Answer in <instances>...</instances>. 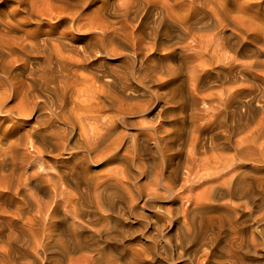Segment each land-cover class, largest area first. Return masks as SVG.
I'll list each match as a JSON object with an SVG mask.
<instances>
[{
    "label": "bare ground",
    "instance_id": "bare-ground-1",
    "mask_svg": "<svg viewBox=\"0 0 264 264\" xmlns=\"http://www.w3.org/2000/svg\"><path fill=\"white\" fill-rule=\"evenodd\" d=\"M86 1L89 3L91 2V0H85L84 2ZM216 1L219 2L218 5L221 7H216V5L214 7L213 5L211 6L210 4L211 2H214V0H205L201 6L204 8L210 5V11L207 9L208 11L205 12L204 15L203 13H200L201 15L198 19L195 18L192 21H185V18L181 20L182 18H180L177 13L175 15L178 16L179 19L176 21H178V23L180 21V24L175 27L178 28L179 32H181L180 34L184 36H181V39H183L185 42V45L182 44V46L184 45L183 47L185 48L183 55L185 56V63H183L185 65L188 64L187 77H185V80L181 77V66L179 67V65H176L177 67H171L169 66V63L168 65L165 64L166 61L165 63H162L165 59H171L170 55L172 54H170L168 51L172 48L170 46L165 47V42L163 41L164 38L169 39L167 31L170 34L169 28L172 26L167 25L170 27L168 28L169 30L166 29L167 27L164 24L165 19L169 22H173L172 24L176 23L174 22L175 18H172L169 15L171 12L167 14V11H165L166 14L164 15L163 11H157L156 13L154 12L155 14L152 18L148 14H145V17L142 16V9L137 6L135 7V4L134 9L132 7H128L129 5L127 4L119 8L113 6L115 17L120 18L126 27L127 25L131 24L133 30L130 31V27L128 26V31L133 32L132 34H134V38L136 37V40H133V42V38L128 35L130 37V41L134 44H132V46L129 45L131 43H125L131 46L132 53L128 55L127 58H125L126 60L123 59L126 65H119V63L110 62L109 64V62L107 63L105 61L106 57L118 58L121 54L124 55L122 51V53L118 51L120 54L117 52L118 49H116V46L120 45L121 42L117 44V41L114 39L115 36L112 35L114 33H110V28L103 20L104 14L109 10V6H105V8L102 10L100 17H103V19L93 18L95 19L93 20L91 18L92 20L90 19L88 24H86L84 20L83 22L85 24L80 20V22H75V18H73L72 15L75 16L76 13H71V17H68L69 19H65L67 15L63 14V11H54L53 9V12H55L53 14L55 16L56 22L53 23L52 26L57 27L61 23L67 22L68 27L65 29V31H60V33H62L61 35L63 36V40L60 39L61 41L59 40V43H51V39L49 41V45L48 42H43V44L36 48L35 51L30 50V52H34L33 55L35 54L37 57H41V61H38V64H41L40 66L42 68V73L40 72V80H43V85L45 84L47 89L52 88V91H54V94L56 95H58L59 87L62 92V96L65 97L67 89H69V86L71 85V81L75 79L76 76H78L80 70L90 68L93 69V71H89V77L87 78V75L85 80L80 79L78 82H82L83 80L90 84V86L94 88V93L90 104L85 107L79 106L81 111H87L89 114L91 113V115L88 114L89 116L85 117L84 113H80V115H78V117L76 116L75 118L70 112V115H67L65 111L54 114L56 122L60 123L62 126L58 125V127L56 126V129L54 128L55 130L51 129L50 131L46 132V134L44 133L42 136V141L44 142L43 148L47 149L52 145L56 150H67L70 153L76 148L70 147V138L73 137V135L77 136L79 133H84L86 136L88 134L91 135H88L90 137L88 139L85 136L87 145H90V142H92L94 145L90 146V149L91 147H95V152L98 150L100 152L101 149H97V147H99L101 144H105V142L109 139L110 142L112 139V143L114 144L112 145L114 148L112 145L108 147L106 145L108 142H106V148H104L106 150L108 147L110 151L114 152V150L111 148L115 149V143L117 142L116 144H119L120 148L124 138L127 136L125 131V133L120 131L119 133L117 131V129L120 128L119 126L122 125L128 127V117L141 116L138 123L137 121H135L136 123L133 121L135 124L132 123V126L134 125V128L137 131L135 133H130L132 136L129 137V142H132L134 145V147L131 145L134 148L133 157H131L136 159H140L141 157L142 159L145 155H151L152 157L154 156V161L156 160L155 162L159 160L160 168L158 170L155 169L156 171H153L152 169L149 170L147 169L148 166L146 167V163L144 161H142L144 163H141L140 160L137 161L138 165H134L139 175H144V179L147 180L153 176L154 182L151 179V182H153L152 187L149 180L151 186L147 187L148 190L146 191L142 190L141 185H137L133 191H136L138 196L140 195L142 200H144L146 203L149 201L154 202L156 199L160 200V197L158 196L161 194V192L159 195L158 193L161 190L163 191L161 200L168 201L170 205H168L167 209L163 208L164 206L162 207V204L160 206L157 205L158 207H155L156 209L154 208L156 213L151 215V218L143 216L144 222H133L139 218L137 212L134 210L132 211V205H134L136 201L138 202V200L134 195L136 193L131 194V191L127 190L131 188H128L127 186L131 185H124L127 181L124 184L122 183L125 180V173L127 170H129L124 167L126 164L128 165V163L125 162L126 164L123 167L126 169V171L123 173V170H125L124 168L122 170L123 172L121 171L122 174H124V176L121 174L124 180L120 178L122 182H120L119 179L118 183L120 182L123 184H120L121 186L127 187L126 191L129 195L128 197H125L122 189L116 185L108 187L107 185H104L107 187L106 192H109L108 195L103 198V200L101 199L102 202L106 204V209L104 208L105 204L100 202V199L98 201L100 204H104L101 206L104 208L102 209L106 211V216L102 214L103 216L101 215L102 217L100 216L101 218H98L97 214L92 211L90 212V210L88 212L87 210L86 212L85 210L84 212H81V207L85 205L81 204V207H76L75 214L72 215L73 210L70 211L72 215L70 218L72 220H67L64 216L61 217V225L59 228L55 222L54 224L57 227L54 224H49V221L46 222V219L40 220L43 221V225L40 227L34 226L40 221H37L36 224L31 225L33 223V219L35 218L29 221V223L31 222L30 225H20L21 228L18 230L13 227H9V225L6 226L8 227V231L5 228L0 227V264H164L165 260L168 259L167 253H169L166 252V244H168L170 247H173V244H170L169 240L167 239L163 240V244H160V239L165 238V236L163 237L165 234V227L169 228L171 232L174 231V233L177 235L176 238H178V241L175 243L176 249L177 245L180 248L183 246L190 248L187 254L189 259L191 258L192 260L193 257L202 255L204 259H202L203 261L198 264H264V239L262 238L263 240L261 243L258 242L260 241L257 239L259 237L256 238L255 233H253L251 230L249 231V226L247 227L246 223L248 222V219L247 222L243 221L245 220L243 218L246 217V214H244L245 212L241 214L242 211H248V214L251 213V217H254L255 219V216L252 213L255 212L256 209H259L260 211L264 206V185L259 180L257 181L258 176L254 177L252 171L253 168H256L260 164L264 163V139L261 141V139L264 137V90H262L261 94L259 95L260 100H257L255 95L252 96V93L250 92L251 85H249L252 83L264 84V77H256L258 74L257 72L261 71L259 69L264 68V60H253L251 58L252 56H250L251 54L247 55L249 51V48L247 47L243 46V51L239 49L241 40H243V42L251 41L252 43H257L259 46L264 45V27H254L248 22L246 23L241 17L232 16V14H235L228 9L223 8V3L221 0ZM31 2L33 4V1ZM83 6L86 7V3ZM171 7L172 6H170V8ZM56 11H59L60 14H56ZM187 12H185V15ZM230 13H232L231 16ZM229 16L231 18H229ZM51 19L52 18L49 17V21ZM204 30L208 33L204 35L199 34ZM113 31L114 30H112V32ZM179 35L177 34L178 39L180 37ZM174 42L172 41V43ZM182 42H180L179 45H181ZM33 44V47H35L36 44L34 42ZM176 46H178V44ZM176 46L174 43V49ZM29 47H31V45ZM68 47H70V51L73 50L71 47H77V53L75 56L70 54L66 55V52L69 51V49H67ZM145 48H149V50H152V52L157 51L158 48H163L161 53H163L164 50L166 51L165 48H168L167 51L169 53L167 54L166 52L165 55H163V58H165L164 60L162 59L163 61H160V59L155 60L149 56L148 50L147 52H145V50L143 51ZM230 48L234 50L233 53H241V56H246L247 58L244 57L238 59L236 58L237 55L235 57L228 55L226 50ZM8 50L9 49H7V51ZM260 50L264 54V47ZM27 52L29 51L27 50ZM27 52H24V54L26 53L25 55H28L30 53L29 52L27 54ZM179 52L183 54L182 51ZM97 57L101 58L100 61ZM177 58L179 57L177 56ZM177 63L178 61L176 64ZM34 71L37 72L36 70ZM31 73L34 74L32 71ZM160 73L165 76L166 80H164V76L160 75ZM158 74L163 77L164 82H160L162 77L160 78L161 80L158 79L160 82L158 85L159 88L157 89L155 86L157 90L155 93L152 92L154 94L153 96L148 95L150 97L147 104L144 103L145 106L140 104L138 106H132L133 104H127V101H124L128 100L126 98L127 96H124V94H126L125 92L130 90L133 91L135 86H141L142 88H145L147 87L146 83L150 84L151 81L155 83L158 82L156 81L157 76L159 77ZM154 75L156 76V79L152 78ZM212 81L219 83L221 82L219 84L220 86L221 84L223 85V83H229L230 86L224 90H220V93H217L215 90L216 93H214L215 91H212L213 93L209 92L210 94L205 93L207 95H202V92L204 93V91L209 90H207L209 87L208 84ZM153 85L151 86L153 87ZM247 90L248 92H246ZM258 90L260 91L259 88ZM186 98L189 100H184ZM131 99L132 98H130V100ZM253 103H256L259 109H254ZM169 104H171V106L177 110H167V107L169 108ZM79 108L78 110H80ZM72 109L75 110V107ZM107 111H111L113 113L111 119L108 120L105 119L107 117L106 115L105 118L103 117V112ZM73 113H76V111ZM253 124L255 126L251 127ZM207 127H211L215 130L221 128L223 132L224 130L227 132V134L225 133L222 137L229 135L227 138H224L227 139L229 143L234 142L235 144L232 148L233 153L231 155L229 153L226 156L221 154V156L218 155L219 157L214 160V158L217 157V154L213 155L211 152V154L214 156V158L212 157V161L209 155H207L208 157L203 156L208 154L207 151H209L210 154L209 149L213 150L216 146V148H220L219 145L214 143L216 140L214 137L216 135H212L213 133L210 135V133L207 132L208 130L205 132ZM234 134L241 135V137L238 136L240 138L237 141H233L234 139L230 141V138L234 137ZM187 135H190V137L184 138V136ZM94 137H96V139ZM238 137L236 136V138ZM186 138H188L189 147L187 146L188 148L183 154V147L182 149H179V146L183 144V141L184 143L186 142ZM218 140L219 137L216 141ZM52 141H54V143ZM81 142L83 141L80 140L78 143L80 144ZM86 142H83L80 144V146ZM78 143L75 142L73 144L76 145ZM174 144H176L175 147H173ZM87 145L84 146V148H88L89 146L87 147ZM127 146H125L126 151L127 148L131 147ZM222 146H225V144L223 145L222 143ZM117 148L118 146L116 149ZM221 148L219 149L220 151ZM229 149H231V147ZM174 150H176L177 154V157L175 156V162L173 161L174 156L170 155V152H174ZM222 150L224 151V148H222ZM123 151H125V148ZM216 151L218 150L216 149ZM73 152H75V150H73ZM106 152L109 151L106 150ZM113 152H109L110 154L102 153L105 155H111ZM102 153L99 154L102 155ZM117 154L119 153L117 152ZM126 154L129 153L127 152ZM109 155L106 156L109 157ZM132 158L129 162H133ZM124 159L128 160V157H124ZM148 164L149 163H147V165ZM211 166L216 167L220 171L212 167L215 171H217L214 173V176L210 179V181H208L210 183L207 184V177L209 179V171H211L209 168ZM154 168L155 167H153V169ZM257 169H259V167ZM261 169L263 168L261 167ZM129 172L132 171L129 170ZM259 172L260 171H257L256 173ZM126 174H128L126 177L130 176V173L128 172ZM205 175H207V177ZM133 178H137V180H139L136 176ZM201 179L206 180L204 185L207 184L208 186H206L207 188L203 186L204 189L203 187H200L199 190L201 191V189H203L206 192L209 191L208 196L201 195L200 191L195 192V188L193 189V184L197 182L199 185L198 181L200 182ZM98 186L100 187V184H98ZM124 188L125 187H123V189ZM102 190L100 191L104 192ZM142 191L145 192L143 193ZM76 195L79 196L78 194ZM113 196L115 198L118 197L117 200H119L120 204H117L116 201H114L115 199H112ZM73 197L75 196H72V199ZM214 197H218L217 200L219 201L222 200V198H226V201L223 199L225 203H222L223 201H221V205H215L214 203V206L212 207L210 203H213V201L216 202ZM93 198H95V202L98 204L92 200L87 199L86 201H92L96 205H99L97 198ZM67 199H69V197H67ZM75 200L69 199L68 201L70 204L68 201L66 203H68L69 206L72 203L75 205V202H72ZM227 201L230 202L226 203ZM78 203L79 202L76 204ZM122 204L124 205L125 209H123V207L121 208ZM96 207L98 208V206ZM262 211L264 210L262 209ZM100 212H102V210ZM66 213L65 215H67ZM262 213L264 212H261L260 220L264 218V215L262 217ZM256 216H258V214ZM84 218L92 220V223H90L93 226L90 224L92 227H88L89 225L88 223H85L86 221L84 223L87 224V226H83L82 221ZM237 220L240 221L238 222ZM255 221L257 222V220ZM23 223L29 224L27 222ZM239 223L243 224L244 226L239 225ZM258 225L254 224L256 227ZM262 236L260 235V237ZM173 251H171V254ZM172 255L169 254V256ZM170 259L172 260V258Z\"/></svg>",
    "mask_w": 264,
    "mask_h": 264
},
{
    "label": "rangeland",
    "instance_id": "rangeland-1",
    "mask_svg": "<svg viewBox=\"0 0 264 264\" xmlns=\"http://www.w3.org/2000/svg\"><path fill=\"white\" fill-rule=\"evenodd\" d=\"M31 1H33V4ZM84 1L85 0H0V227L5 228L7 231H8V229H7L8 227H6V226L9 225V227H13V228L18 230L23 225H30L31 222L29 223V221L32 220L33 218H35V219H33V221H32L33 223L31 225L36 224L37 221L46 219L45 221L46 222L49 221V224L51 223L53 225L55 222V224L59 228L61 225V223H60L61 217L64 216V217H66L67 220L68 219L72 220L70 217H72V215L76 213V211H75L76 207L79 208L83 204H85L86 206L83 205L81 207V212H84V210H85V212H86V210L88 212L90 210V212L92 211V212L96 213L98 218H101L103 215L106 216V214H105L106 211L103 210L104 208L106 209V204L104 202H102V200L109 193V192H106V188L108 186H113V185L115 186L116 185L117 187L122 189L125 197H128V195H129L126 191L127 187L128 188L131 187V188L127 189V190L131 191L130 192L131 194L136 193V191H133V190H135L137 185H141L142 190L146 191V190H148L147 187H150L151 185L153 187L152 183L154 182V180H153L154 177L152 176V178L150 177L147 180V179H144L145 178L144 175L143 176L139 175V173L135 167V165H138L137 161L140 160L141 163L145 162L146 163L145 165H146V167L148 166L147 169H149V170L152 169L154 171L155 169L158 170L160 168L159 167L160 162H159V160H157L158 163L155 162L156 160L154 161V156L152 157L151 155H145L144 157L142 156L143 157L142 159H141V157H140V159L132 158L134 145L132 142H129L130 141L129 137L132 136L130 133H135L137 131V130H135L134 125L132 126L133 121L134 122L137 121V123H138L140 121L141 116L128 117V123H129V124H127L128 127L121 125V126H119L121 128V130H120V128L117 129L118 132L119 131L122 133L126 132L125 134L127 136L123 140V143H122L123 147L120 146V148H119V144L117 145L116 144L117 142H116L115 143V145H116L115 149H113L114 144L112 143V139L110 141L111 143L109 142L110 139L106 141L110 144H108V143L106 144V142H105V144L108 147L113 144L112 145L113 148H111V147L110 148L112 150H114V152L110 151V149H108V147L106 149L110 153L113 152L111 155H109L110 154L109 152H106L105 144L99 145L100 148L97 147V149H101L100 152H99V150L95 152V150H96L95 147H94L95 149L93 147H91V149H90V146H94V145L92 142H90L91 144L88 143L90 145H87L86 138L87 139L90 138L89 136H91V135L88 134L89 136L88 135L86 136V134H84V133H82V134L79 133V134H81L80 136H78L79 134H77V136L73 135V137L70 138V147L71 148H75V147L76 148H79V147L82 148V149L81 148L73 149V150H75V152H73V150H72L71 151L72 153L70 152L71 154L67 150H64V151L63 150H61V151L56 150V149H54V147L52 145L50 148H47V149L43 148L44 142L42 141V136L44 135V133L46 134V132L50 131L51 129H54V128L56 129V126L58 127V125L62 126L60 123L56 122L54 114L57 112H61V111L64 112L65 111V113L67 115H70V113H71V115L75 118H76V116L78 117V115H80V113H84L85 117L91 115V113L89 114V112H87V111H81L79 106L85 107L88 104H90L92 101L91 99H92L93 93H94L93 92L94 88L92 86H90V84H88L87 82H85L83 80H82V82L81 81L78 82L80 79L85 80L87 75H88L87 78L89 77V74H90L89 71H93V69H90V68H85L87 70H85V69L80 70L78 76H76L75 79H73L71 81V85L69 86V89H67V93H66L65 97L62 96V94H61L62 92H61L59 87H58V90H59L58 95H56V94H54V91H52V88L47 89L45 84L43 85V80L42 79L40 80L42 68L40 66L41 64L40 65L38 64V61L39 60L41 61V57H39V56L37 57L35 54L33 55L34 52H30V50L35 51V49L38 48L39 46H41L43 44V42H48V45H49L50 44L49 41L51 39H52L51 43H56V42L59 43L61 40H63L62 39L63 36L61 35L62 33H60V31L62 30V32H63L68 27L67 22L61 23L57 27L52 26V24L56 22L55 16L53 14L55 12H53V9H54V11L55 10H59L60 12L63 11L62 13L67 15L65 19H69L71 17V13L72 14L76 13V15H75L76 17L72 15V17L75 18L74 19L75 22H78L80 20V21H82V23H84L83 22V20H84L86 22V24H88V21H90L91 18L92 19L93 18H95V19L101 18L100 15L102 13L103 8H105V6H109L108 7L109 10L106 11V13L104 14V19H103V17L101 19H103L104 22L106 23V25L110 28L109 29V31L111 30L110 33L111 34L114 33L112 35L115 36L114 39L117 41V44H119L121 42L120 45L116 46L117 47L116 49H118L117 52L118 51L120 53L123 52L124 55H126V54L127 55L124 56L121 54L123 57L120 55V57H118V58L117 57L116 58L115 57H106L105 61L107 63L109 62V64H110V62L111 63H113V62L119 63V65H122V64L126 65L124 60H126L125 58H127V56L132 53V48L129 45L134 44L130 41L129 38L130 37L133 38L132 39V41H133V40H136V37L134 38V34H132L133 32H130L133 30V27L131 24L127 25V27L128 26L130 27V31H128L129 27L127 28L125 26V24L122 23V20L120 18L115 17L113 6L116 8H119V7H122L125 4H127V5H129L128 7H132L133 9L137 6V7L142 9V12H143L142 16L145 17L146 16L145 14H148L152 18L157 11L158 12L163 11L164 15L166 14L165 11H167V14H169V12H171L169 15L172 18L173 17L175 18L174 22H176V23L172 24L173 22H169L168 20L165 19L164 24L167 27L166 29H168L170 27L167 25H172L173 27L171 26L172 28L170 27L169 28L170 30L168 29L170 34L167 31V34L169 35V37H168L169 39H167V38L163 39V41L166 44L162 41L164 43L165 47L170 46L172 48V49L168 50L170 52V54L172 53L170 55L171 59L166 60L165 58H163V55H165L166 52H167V54L169 53L167 51L168 48H165L166 51L164 50V52H163L164 54L161 53L163 51V48H160V49L158 48L157 51H153V52H152V50H149V48H145V49H143V51L145 50V52H147V50H148L149 56H151V58H154L155 60L160 59V61H163L165 59L162 63H165V61H166L165 64L168 65V63H169V66H171V67H173V66L177 67L178 65H179V67L181 66V77H182V79L184 78V80H185L186 79L185 77H187L186 75H187V71H188V69H187L188 64L187 65L184 64L185 63V61H184L185 56H183L184 51H185V48L183 46L185 45V42L183 39H181L184 36H182L180 34L181 32H179V29L176 28L180 24V21L178 23V21H176V20L178 19V16H180V18H182L181 20H183L185 18V21H188V20L192 21L195 18L198 19L201 15L200 13H203V15H204L205 12H207L208 10L210 11L209 7H211L212 5H213V7L215 5H216V7L220 6V5H218L219 2H217L216 0H214V2H211V4H210L211 6L208 5L204 8L201 6V4L205 0L204 1L200 0V2H199V0H197V1L196 0H190V1L189 0H179V1L178 0H122V1L121 0H117V1L116 0H91L90 3L88 1H86V2H84ZM221 1L223 3V8L228 9L229 11H231L232 13L235 14V15H233L232 13H230V16H231V14H232V16H239L246 23L248 22L249 24H251L254 27L255 26L264 27V0H250V1L245 0V2H244V0H221ZM174 2H176V3H174ZM177 2H178V4H177ZM85 3H86V7L83 6ZM122 3H123V5H122ZM129 3H131V4H129ZM240 3H241V5H240ZM134 4H135V7H134ZM170 6H172V7L170 8ZM132 8H130V9H132ZM132 10H130V11H132ZM59 11H56V14H58ZM187 11H189V12H187ZM255 11H257V12H255ZM185 12H187L188 14L186 13V15H185ZM68 13H70V14H68ZM78 13H79V15H78ZM176 13L178 16H175ZM92 14H93V16H92ZM230 16H229V18H231ZM49 17L52 18L50 21H49ZM80 17H82V18H80ZM95 19H93V20H95ZM149 20H150V18H149ZM133 24H134V22H133ZM121 29H123V30H121ZM112 30H114V31L112 32ZM129 32L131 35L129 34ZM56 33H58V34H56ZM207 33L208 32H206L204 30V31H201L199 34L204 35ZM177 34L178 35L180 34L179 39L177 38ZM39 39L41 41L42 40L43 41L41 42ZM46 39H47V41H46ZM53 39H55V40H53ZM172 41L173 42L175 41L174 42L175 46L178 44V46H180V47L176 46L174 49V47H173L174 43H172ZM19 42H20V44H19ZM33 42L36 44L35 47H33L34 46ZM125 42H127V44H129V43H131V44L127 45ZM176 42H178V43H176ZM180 42H182L181 45H179ZM15 43H17V44H15ZM167 43H168V45H167ZM171 44H173V45H171ZM182 44H184V45L182 46ZM240 44L241 45L239 46V49H241V50H242L243 46L249 48L247 55L251 54L250 56H252L251 58L253 60L254 59L259 60V61L264 60V54L260 50L264 47V45L259 46L257 43L255 44V43H252L251 41H248V42L244 41L243 42V40L240 41ZM21 45H23V46H21ZM25 45H27V46H25ZM30 45H31L32 49H31V47H29ZM19 47H20V49H19ZM257 47H258V49H257ZM71 48L73 49L72 51H70V47L67 48V49H69V51L66 52L67 53L66 55L70 54V55L75 56V54L77 53V47H71ZM176 48H177V50H176ZM182 48H183V50H182ZM7 49H9V50L7 51ZM27 50L30 53L27 52ZM179 51H182L183 54L180 53ZM226 51H227V54L230 56L235 57L237 55L236 58H238V59L239 58L241 59L244 57L247 58L246 56H241V53H238V54L233 53L234 50L232 48L227 49ZM24 52H27V54L28 53L29 54L25 55L26 53L24 54ZM145 52H143V53H145ZM259 52H260V54H259ZM177 56L179 58H177ZM97 58L100 61L101 58L100 57H97ZM121 58H122V60H121ZM173 59H174V61H173ZM177 61H178V63L176 64ZM172 63H174L175 65ZM35 65L37 68L35 67ZM34 70H36L37 72H35ZM259 70H261V71H258L257 72L258 74L256 73L257 74L256 77H264V68H260ZM31 71L35 75L32 74ZM182 72L183 73L185 72V73L183 74ZM259 72H260V74H259ZM160 75H162V74L160 73ZM160 75H159V77L157 76V79H156L155 75L152 77L153 79H156V81H158L156 83L151 81L150 84L146 83L147 87H145V88H142L141 86H135L133 91L130 90V91L125 92L127 95L124 94V96H127L126 98L128 100H124V101H127L126 102L127 104H131V105L133 104L132 106H136V105L138 106L139 104L145 106L144 103L147 104L149 97H150L148 95L153 96L154 94L152 92L155 93V91L159 88L158 87L159 83L162 81L164 82V80H166L164 75H162V76H164V80H163V77ZM32 76H34V77H32ZM161 77H162V80L160 79ZM158 79H160L161 81L159 82ZM36 82H37V84H36ZM215 83H218V84H215ZM220 83L219 82H213V81L210 82L209 83L210 85L208 84L209 87L207 88V90L208 89L209 90L204 91V93L202 92L201 94L205 96L207 94H210L212 91L214 92L215 90L217 91V93H220V90H224L230 86L229 83H225V84L223 83V85L221 84V86H222L221 87L219 85ZM72 84H73V86H72ZM81 84H83V85H81ZM85 85L88 87H86ZM151 85H153V87ZM249 85H251L250 86V88H251L250 92L252 93V96L255 95V98H257V100H260L259 95L261 94L262 90H264V84L263 83L262 84H257V83L253 84L252 83ZM155 86L157 87V89L155 88ZM258 88L260 89V91L258 90ZM216 91L214 93H216ZM48 92H50V93H48ZM246 92H248V90ZM205 93H207V94H205ZM129 94H131V95H129ZM130 98H132V99L130 100ZM184 100H189V99L186 98ZM93 101H95V100H93ZM134 103H135V105H134ZM74 105H76V106H74ZM143 106H140V107H143ZM73 107H75V110L72 109ZM253 107H254V109L255 108L259 109V107H257L256 103H253ZM78 108L80 110H78ZM167 110L172 111V110H177V109H175L173 106H171V104H169V108L167 107ZM75 111H76V113H73ZM22 112H24V113H22ZM105 115L107 116L106 118H105ZM111 116H113V113L111 111L103 112V117L105 119H107V120L111 119ZM135 123H133V124H135ZM54 125H55V127H54ZM87 126L90 127L89 125H87ZM254 126L255 125L253 124L251 127H254ZM210 128L207 127L205 129V132L208 130L207 132H209L210 135L212 133H213L212 135H214V136L216 135L214 137V139H216V140L219 137L220 141L215 140L214 143L216 145H219L220 148L222 146V143H223V145L225 144V146H222V148H224V151L221 148V151H223V152H221L219 150L220 148H216L217 147L216 146L214 148L215 150L213 148H212L213 150L209 149L210 154H209V151H207L208 154L203 155V156L208 157L207 155H209V157L211 158V161H212V157L214 158V156H213L214 154H217V157H215L214 160L219 157L218 155L221 156V154L226 156L229 153L231 155L233 153L232 148L234 147L235 144H234V142L229 143V141H227V139H225L229 135L224 136L225 138L222 137L225 133L227 134V132L225 130L223 132V130L221 128H218L216 130L213 128H211V129ZM223 129H225V128H223ZM209 130H211V131H209ZM220 132H221V134H220ZM242 133H244V132H242ZM238 134L237 135L234 134L233 135L234 137H231L230 141H232V139H234L233 141H237L241 137V135H238ZM75 136L77 137V139ZM85 136H86V138H85ZM236 136L237 137L240 136V137L236 138ZM185 137H190V135L184 136V138ZM94 138L96 139V137H94ZM84 139H85V141H84ZM263 139H264V137L261 139V141ZM80 140L83 142H86L82 145L83 147L80 146V144H82L83 142H81L80 144L78 143V142H80ZM126 140H127V142H126ZM185 140H186V142L184 143V141H183V144L179 146V149H182V147H183V149H182L183 154L185 153V151L189 147L188 146L189 145L188 138H186ZM221 140H222V142H221ZM52 142L54 143V141H52ZM75 142H77L78 144H76V145L73 144ZM218 142H219V144H218ZM220 144H221V146H220ZM229 144L230 145L233 144V145L230 146ZM86 145H87V147L88 146L89 147L84 148V146H86ZM127 145L129 147L132 145L133 147L131 146L130 148H127V151H126L125 146H127ZM175 145L176 144H174L173 147H175ZM184 145H185V148H184ZM117 146H118V148L116 149ZM226 146H227V149H226ZM263 146H264V143H263ZM101 147H103V148H101ZM230 147H231V149H229ZM124 148H125V151H123ZM131 148H132V150H131ZM51 149H52V151H51ZM93 149H94V151H93ZM216 149L218 151H216ZM230 150H232V151H230ZM116 151L119 154H117ZM226 151H227V153H226ZM97 152H99L100 154L102 152L103 153H109V154H106V155H109V157L103 153H102V155H100ZM121 152L123 153V155ZM127 152L129 154L131 153L132 155L126 154ZM174 152L171 151L170 155L174 156V158H175V156L177 157L176 150H174ZM211 152L213 155L211 154ZM103 155H104V157H103ZM113 155H114V158H113ZM123 156L128 157V160H125L126 158L124 159ZM131 158L133 159V162H129V161H131ZM146 158H148L150 160V162ZM174 158H173V161L175 162L176 158L175 159ZM152 159L154 162L152 161ZM214 160H213V162H214ZM142 161H144V162H142ZM125 162L128 163V165ZM147 163H149L150 165L149 164L147 165ZM156 163H157V165H156ZM151 165H155V166H151ZM123 166L126 167V169H129L130 171H132V172H129V170H127V172L130 173L129 174L130 176L126 177L128 174H126L127 172L125 173L126 169ZM132 166H134V167H132ZM260 166L263 169H261ZM127 167H129V168H127ZM153 167H155V168L153 169ZM212 167L213 166L210 167L211 169L209 168V170H211L212 172L214 169H217L216 167H213L214 169ZM258 167H259V169H257ZM123 168L125 170H123ZM217 170H219V169H217ZM121 171L123 173H125V175H126L125 180L122 178V176H124V174H122ZM211 171H209L210 176H211V177L209 176V179H208L207 175H205L207 177V182L210 181V179L214 176V173L216 172L215 170L213 173ZM252 171H253L254 177L258 176L257 181L259 180L264 185V163L260 164L256 168H253ZM257 171H260V172L256 173ZM116 172H117V174H116ZM115 174H116V176H115ZM121 174H122V176H121ZM133 174L134 175L136 174L135 176L138 177L139 180H137V178L136 179L133 178V177H135ZM205 176H204V178H205ZM120 178L124 181L122 182ZM128 178L130 179V181L131 180L132 181L130 182ZM119 179H120V182H122L123 184L127 181L126 184H124V185L127 186L128 184H130L131 186H127V187L121 186L123 184L120 182L118 183ZM151 179L153 180V182H151ZM203 179H201L200 182L198 181L199 185L197 184V182L193 184L194 185L193 189L195 188L194 189L195 192L200 191L199 190L200 187L202 188L203 186H205V188H207L206 186H208L207 184H209L210 182H208L207 184L204 185V182L206 183V180H203ZM149 180L151 182V185L149 183ZM255 180H256V178H255ZM103 182H105L106 184ZM76 183H78V184H76ZM111 183H113V184H111ZM117 183H118V185H117ZM80 184H81V186H80ZM98 184H100V187L98 186ZM78 185H79V187H78ZM104 185H107V187ZM256 185H257V183H256ZM123 187H125V188L123 189ZM102 188H103V190H102ZM99 189L104 191L105 193L101 192ZM203 189H204V187H203ZM203 189H201V191ZM206 190H208V189H206ZM145 191H142V192L144 193ZM201 191H200L201 195H207L208 196L209 191H207V192L205 190H203L202 192ZM94 192H97V193H94ZM125 192H126V194H125ZM160 192H161V194H160ZM76 194H78L79 196H77ZM96 194H98V195H96ZM162 194H163V191L160 190L158 193V195H159L158 197H160V200L158 199L159 201L156 199L154 202L149 201L146 203L144 202V200H142L140 195L138 196L137 193L134 194L136 196L138 202L136 201L134 203V205H132V211L133 210L136 211L137 214L139 215V218H137L133 222L142 223V222H144L143 218L145 216L151 218V215L156 213L155 209L158 207L157 205L160 206L162 204V207L164 206L163 208L167 209L168 205H170V203H168V201L161 200V197L163 196ZM80 195H81V198H80ZM87 195H88V198L90 197L91 199L90 198L88 199ZM72 196H75V197H73V199H72ZM114 196H117V195H114ZM114 196L112 197V199L113 200L115 199L114 201H116L117 204L118 203L120 204L119 200H117L118 197L115 198ZM67 197H69V199H71V200H75L77 198L75 201H72V202H75L76 206L73 205V203L69 206L70 202L68 201L69 199H67ZM93 197L97 198V202H99L98 200L100 199V202L104 203L105 207L103 208L101 205H104V204H102V203L100 204V202H99V205H96L98 203L95 202L96 200ZM87 199L94 201L96 204L92 201H86ZM217 199H218V197L214 199V200H216V202L213 201V203L212 202L210 203V205L212 207L214 206V203H215V205H221L222 203H225V201H226V198H222V200H220V201ZM219 199H221V198H219ZM223 199L225 201H223ZM67 201L69 204L66 203ZM221 201H223V202L221 203ZM77 202H79L78 204H80V205L76 204ZM229 202L227 201L226 203H229ZM55 203H57V204H55ZM72 205L75 207H73ZM95 205L98 206V208ZM44 206H47V207H44ZM72 207H73V209H72ZM99 207H100V210H99ZM122 207H123V209H125L123 204H122L121 208ZM151 207H153V208H151ZM90 208H92V209H90ZM96 209H98L99 211ZM262 209L264 210V206ZM262 209L260 211H259V209H256V211L252 213V214H254L255 219H254V217H251L252 216V215H250L251 213L248 214L249 213L248 211L247 212L246 211L241 212V214H243L245 212L244 214H246V217L243 218V219H245L243 221L247 222V219H248V222L246 223L247 227L249 226L248 227L249 231L251 230L253 233H255L256 238L259 237V238H257L260 240V241H258L259 243H261L262 240L264 239V235H263V233H264L263 232L264 231V221H263L264 218H262L263 220L262 219L260 220L261 212H264V211H262ZM101 210H102V212H100ZM70 211H72V215H71ZM96 211H98V212H96ZM103 211H104V213H103ZM64 212L65 213L67 212L66 214L68 216L65 215ZM259 212H260V215H259ZM257 214H258V216H256ZM263 215H264V213H262V217H263ZM36 216H37V218H36ZM58 216H59V218H58ZM56 217H57V219H56ZM238 217H239V215H238ZM258 217H259V220H258ZM255 220H257L258 223ZM102 221H104V220H102ZM237 221L239 222L240 220H237ZM23 222H27L29 224H26ZM84 222L88 223V225H89L88 227L93 226L91 224L92 220H89L88 218H84L82 221L83 226L86 227L87 224H85ZM102 223H104V222H102ZM16 224L19 227L16 226L17 227L16 228L15 227ZM37 224L34 226L40 227L43 225V221L37 222ZM133 224L136 225L135 223H133ZM254 224H257V225L259 224V225L256 227V226H254ZM102 225H104V224H102ZM239 225L244 226L241 223H239ZM258 229L259 230L261 229V230L259 231ZM164 233L165 234L163 235V237L165 236V238H163V239L161 238L162 240L160 239V244H163V240H165V239L169 240L170 244H173V247L172 246L170 247L168 244H166V252H169V253H167L168 259L165 260L164 264H192V263L198 264V263L203 261L202 259H204V258L202 257V255H200V256L193 257V259H192L193 262H192L191 258L189 259L187 257V254H188L189 249H190L187 246H183L182 248H180L176 244L177 245V249H176L175 243H177L178 238H176L177 235L174 233V231L171 232L169 228L165 227ZM260 235L261 236L263 235V236L260 237ZM184 247H186V248H184ZM178 250L180 251V253ZM171 251L174 252V253L172 252L173 255L171 254ZM177 252H178V254H177ZM169 254L172 256H169ZM180 256H182V257H180ZM170 258H172V260ZM29 259H31V258H29Z\"/></svg>",
    "mask_w": 264,
    "mask_h": 264
}]
</instances>
